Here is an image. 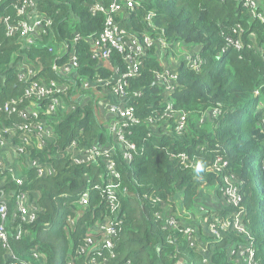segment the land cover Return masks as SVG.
I'll return each instance as SVG.
<instances>
[{"label": "trees", "instance_id": "16d2710c", "mask_svg": "<svg viewBox=\"0 0 264 264\" xmlns=\"http://www.w3.org/2000/svg\"><path fill=\"white\" fill-rule=\"evenodd\" d=\"M14 1L4 0L0 14L16 18ZM113 1L38 0L40 13L49 16L52 24L41 38L32 41L8 35L5 24L0 23L1 128L25 121L1 108L7 100L20 98L31 80L48 86L55 82L66 88L34 105L54 127L55 136L45 147L36 146L35 139L23 144L24 152L15 162L19 166L14 164L24 183L12 180L8 168L1 174L2 188L11 192L9 202H14L20 192H29V200H35L38 206L33 222L23 223L26 232L21 239L10 238L12 251L32 264H68L70 260L89 264V254L79 253L85 236L94 232L99 220L117 217L122 221L113 238L115 256H110L106 264H241L242 259L232 251L250 242L256 264H264V21L254 17L241 0H136L134 8L124 7L115 15L128 37H138L146 53L140 59L139 73L126 79L125 103L139 119L127 133L128 140L136 144L129 161L124 157L125 148L108 129L116 117L101 106L103 100L118 102V96L112 94L114 84L84 86L87 80H107L128 71L129 63L122 52L113 48L109 59L99 62L93 57L95 46L87 39L103 31L107 18L105 12H92L91 6L99 2L109 9ZM257 10L264 14V0L259 1ZM150 12L155 13L151 25L146 19ZM238 23L244 28V47L240 50L227 45L225 37H235L232 28ZM162 29L165 46L157 40L163 36ZM145 34L155 38L150 47L143 41ZM182 43L187 47L185 53L199 54L203 60L199 69L192 68L181 58L183 53L175 51ZM63 44L74 50L77 67L70 65L68 51L60 53ZM194 47L200 49L195 51ZM171 52L180 57L175 88L169 93L156 81V72L171 69L167 56ZM28 65L36 74L25 70ZM63 68L68 73L59 74ZM18 73H25L26 78L20 79ZM55 97L61 105L49 111ZM168 102L175 112L163 117ZM214 108L221 109V114L211 115ZM183 112L187 126L180 134L176 121ZM23 135L10 137L6 133L5 147L21 142ZM73 142L77 144L74 152L93 145L116 146L111 157L126 189L117 214L110 211L101 189L109 176L106 160L99 157L76 163L72 153H67ZM180 152L194 157L193 167L184 168L170 155ZM219 154L228 165L214 172L212 164ZM0 156H6V152L0 151ZM33 159L52 165L55 173L38 176L37 168L30 167ZM231 173L236 176L239 206L221 203L218 185L221 187L224 176ZM85 191L90 193V202L81 205L79 199ZM145 194L166 201L179 227H166L155 213L161 210L157 206L160 204H153ZM239 208L244 210L249 236L233 228L222 230L219 238L210 234L208 223L214 216L223 220ZM194 213L200 219L194 220ZM195 222L200 228L207 226V235L201 239V243H207L206 252L191 247L189 235L182 230ZM11 232L8 228V235ZM9 255L0 240V264H11Z\"/></svg>", "mask_w": 264, "mask_h": 264}, {"label": "built area", "instance_id": "2783aa9c", "mask_svg": "<svg viewBox=\"0 0 264 264\" xmlns=\"http://www.w3.org/2000/svg\"><path fill=\"white\" fill-rule=\"evenodd\" d=\"M247 8L250 9L251 14L254 17H264L262 12L257 11V7L259 6L258 0H241ZM4 2V0H0V4ZM38 0H15L13 5L16 10V18H12L11 15H3L0 14V23L3 22L5 24L6 31L8 35H18L20 38L28 39L32 41V37L38 36L41 32L46 31V27H51L52 20L49 16H43L40 13V10L37 5ZM138 2L136 0H124V3L121 4V0H114L110 5V8L107 9L102 3H95L91 6L92 12H105L107 15L106 25L103 31L96 37L88 36V41L92 42V46H95L94 58H98L101 61H105L109 59L111 51L113 48L119 50L123 53L124 58L128 61V71L124 74L114 75L110 79H99L96 81H91L92 84L97 85H107L113 83L112 94L118 96L119 100L117 103H112L110 101H101V106L103 110H105L109 114H113L116 119L114 121H110L108 125V129L110 133L114 136L117 143L120 146L125 148L124 157L129 161L132 159L131 150L136 149V144L131 142L127 138V133L133 127L134 123L139 122V119L135 115V111L129 106V103H125L126 100V90L125 86L127 85L126 79L131 76H136L139 73L140 66L142 61L140 60L143 55H145V47L140 42L138 37L132 36L128 37L125 29H123L119 23L115 21V15H117L124 7L126 8H134ZM155 13L150 12L146 19L148 22L151 21L154 17ZM234 34L243 35L244 28L243 25L238 23L235 27L232 28ZM227 37V45H232L237 50L243 48V43L241 39L238 37ZM128 37V40L125 39ZM80 38L77 35L76 39ZM143 41L146 46L150 47L155 43V38L150 34L143 35ZM157 40L162 45H166L165 37L161 36ZM97 44V47H96ZM68 45H64V48H67ZM51 49V48H50ZM225 50V49H224ZM186 60L188 64L195 69H199L203 60L199 56L195 58L193 54L186 53ZM186 54H183L186 56ZM70 65L72 67L78 66L77 55L74 53L71 54L70 57ZM29 74L30 71H28ZM19 78H26L25 73H19ZM177 79L176 72H156V81L165 86L167 92H171L175 88V82ZM28 82V81H26ZM86 82V81H85ZM84 82L85 87L94 86L92 84L88 85ZM66 88L60 86L59 84L52 82L51 85H47L46 83L39 82L38 80H31L29 85L24 91V94L20 98H11L7 100L1 110L9 115L17 114L22 117L25 121L19 126H10V127H0V147L1 150L6 145V133L10 134V137H15L17 134L21 135L24 133L23 140L19 143H15L11 149L13 151H17L19 156H15L16 160L21 156L22 152H24L23 144H29L34 140V144L38 147H45L48 144V140L54 138L55 131L54 127L46 122V120L42 117L40 111L34 107L37 101H42L55 93L60 91H64ZM109 90H107L108 93ZM258 93V91H256ZM25 101V103H23ZM61 105V101L58 97L53 99V102L49 104V111H54ZM110 111V112H109ZM175 112L172 102H168L165 107L163 117L165 115L170 116ZM221 114L219 108H214L212 110L211 115L218 116ZM150 122H153L150 120ZM177 122L176 130L178 133L182 134L187 126V115L185 112L180 114V117ZM76 142H73V146L68 148V154L72 153L71 157L76 163H84L95 161L99 157H104L107 164L108 178L105 185L101 187L102 193L107 198V204H109L110 211L114 214H117L121 207V195L125 193V187L121 186V174L117 170L116 160L111 157V154H114L116 151L115 145H93L90 148L80 150L78 152L74 149L77 147ZM172 158H177L184 168H189L194 166V157L191 158L185 152L180 153H171ZM1 158V156H0ZM228 162L223 158L222 155H217L212 164V170L214 172L222 171ZM5 163L2 164V160L0 159V217L2 222L0 223V240L2 241L4 247L9 252V258L11 259V264H32V262L20 259L15 253L12 251L10 238L13 236L16 240H20L23 234L26 232L23 227V223H31L36 218V212L38 210V206L35 200H29V192H20L15 195L14 202H12L15 207H21V210L15 209V213L10 216L8 206L11 202H9L8 198L10 196V191L6 192L2 188L3 181L1 180V174L4 169L8 168V174L11 176L12 180L19 185L24 183V176L18 174L19 164L15 166V164H10L6 168H4ZM30 167L37 168L38 176L40 177H48L52 176L55 173V168L52 165L42 164L37 159H33L31 161ZM264 169V163H263ZM224 184L219 187V191L222 192L221 203L231 206H239L241 202V197L238 192V188L234 181L236 180V176L231 173L230 176L226 175L223 178ZM217 191V192H219ZM146 199L152 201L153 204H160L161 210H157L156 216L160 219H163L166 227L170 228H178L179 223L178 219L175 216H172V207L161 198L155 195H144ZM90 202V193L85 191L82 193L79 203L81 205H87ZM162 203V204H161ZM165 213V214H164ZM243 214L244 210L239 208V210L231 213L230 215L224 217L225 219L219 218V216H214L213 220L208 223V230L210 234L220 237L222 230L233 228L237 232L241 234L248 235V231L243 222ZM174 218V219H173ZM116 220L111 218H106L105 220H99L96 224H94V232H90L84 238V243L79 247V253L84 254L88 253V261L89 264H106L108 262L109 257H114V241L113 238L117 235V225L122 220ZM173 220V222H172ZM17 221V222H16ZM16 222L14 225H12ZM172 222V224H171ZM10 228L12 231L10 235L7 233V229ZM185 233L189 235L190 246L193 248H198L201 251L206 252L207 246L199 245L196 237V230L192 226H185L182 229ZM243 246H245L243 248ZM107 252L105 254L104 252ZM232 254H237L240 258L244 259L245 264H256L254 256L255 249L253 247L252 242L247 245H239L236 249L232 251ZM35 257H38L37 253H34ZM68 264H74L72 260L68 262ZM181 264H190L189 261L185 263L182 261ZM193 264V263H191Z\"/></svg>", "mask_w": 264, "mask_h": 264}, {"label": "crops", "instance_id": "0c3cea01", "mask_svg": "<svg viewBox=\"0 0 264 264\" xmlns=\"http://www.w3.org/2000/svg\"><path fill=\"white\" fill-rule=\"evenodd\" d=\"M260 1V0H259ZM258 8V7H257ZM258 11V10H257ZM251 12V11H250ZM260 12V11H259ZM264 15V14H263ZM147 17V16H146ZM256 18H260V17H256ZM260 19H262V21H264V19H263V17L262 18H260ZM236 26V25H235ZM154 27V26H153ZM162 32L163 33H160V34H162L163 36L165 35V33H164V31H163V29H162ZM228 35L229 34H227L225 37H226V39H227V37H228ZM43 36V34H42V32H41V34L40 35H36V36H34V37H32V39L31 40H34V39H38V38H41ZM165 37V36H164ZM236 37L238 38H240L241 39V42L244 44V40H243V35L241 34V35H239V34H237L236 35ZM65 44V43H64ZM63 44V45H64ZM182 46L181 47H184L185 49L187 48L183 43L181 44ZM244 47V46H243ZM200 49V47H194L193 48V50H195V51H198ZM63 51H65V52H67L68 51V53H69V56L71 57V54L72 53H74V50H69V49H67V48H64L63 46H61L60 47V53L61 52H63ZM192 52V51H191ZM194 53V52H193ZM184 54H186L185 52H184ZM186 57H187V54H186V56H182L181 58H185L186 59ZM180 58V59H181ZM100 60V59H99ZM99 62H101V60L99 61ZM104 62V61H103ZM178 66H179V62H178V60H174V62H173V64H171V68H172V70L174 69L175 70V72H177L176 70L178 69ZM25 70L28 72V71H30V73H31V75H34V74H36V71L31 67V66H27V69L25 68ZM172 70L171 69H165V70H163V71H160L161 73L162 72H165V71H169V72H171L172 73ZM61 71H62V73L63 74H66V73H68L67 71H65V69L63 68V70L61 69V70H59V74L61 73ZM174 72V73H175ZM64 76V75H63ZM259 93V92H258ZM258 93H256V91H255V94L257 95ZM16 161H13V163L12 164H14ZM16 164V163H15ZM16 165H18V164H16ZM212 193H213V191H212ZM215 197V196H214ZM200 210H202V211H204L205 210V207L203 208V207H201V209ZM185 223H187V222H185ZM187 225H189V226H192L195 230H196V237H197V241H198V243H199V245H203V246H207V243H201V239H202V236L203 235H207V226L206 225H204L203 227H201L200 228V226L195 222L194 224H187ZM186 225V226H187ZM208 247V246H207ZM242 259V262H241V264H245L244 263V259L243 258H241Z\"/></svg>", "mask_w": 264, "mask_h": 264}, {"label": "rangeland", "instance_id": "374dc122", "mask_svg": "<svg viewBox=\"0 0 264 264\" xmlns=\"http://www.w3.org/2000/svg\"><path fill=\"white\" fill-rule=\"evenodd\" d=\"M162 46H164V45H162ZM181 46H182L181 44L177 45V49L175 51L184 54V52H186V49L184 47H181ZM167 56H168L169 61H170L171 64H173L174 60H178V62H179V57L180 56L176 55L177 56L176 57L172 52L170 54H168ZM194 57L198 58L199 54L194 55ZM171 70H172V68H171ZM172 72H175V70L173 69ZM18 77H19V73H18ZM85 83H87L88 85L92 84L91 80H87ZM92 85L100 86V84L99 85L92 84ZM219 110L221 111V109H219ZM1 148H2V146L0 147V150H1ZM2 150L6 152V156H1V158H0L2 160V164H4V163L6 164L7 163V165H10V164L13 163V161H16V158H15L14 155L19 156L18 152L17 151H13L11 149V147H4ZM16 207H15V205L13 203H10V205L8 206L9 214L13 215L15 213ZM17 209L21 210V207L19 206V207H17ZM192 217H193L194 220L195 219H197V220L200 219V217H199V215L197 213H194ZM172 222H173V220H172ZM172 222H171V224H172ZM169 242L173 243V240H172L171 237H169ZM244 247L245 246H243V248Z\"/></svg>", "mask_w": 264, "mask_h": 264}]
</instances>
